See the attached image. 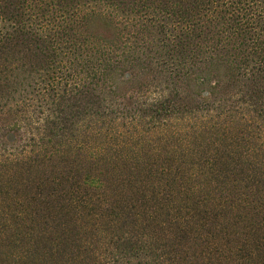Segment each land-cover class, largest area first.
Masks as SVG:
<instances>
[{
    "label": "trees",
    "instance_id": "trees-1",
    "mask_svg": "<svg viewBox=\"0 0 264 264\" xmlns=\"http://www.w3.org/2000/svg\"><path fill=\"white\" fill-rule=\"evenodd\" d=\"M0 264H264V0H0Z\"/></svg>",
    "mask_w": 264,
    "mask_h": 264
}]
</instances>
